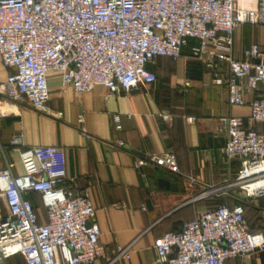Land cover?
Masks as SVG:
<instances>
[{"label": "built area", "instance_id": "1", "mask_svg": "<svg viewBox=\"0 0 264 264\" xmlns=\"http://www.w3.org/2000/svg\"><path fill=\"white\" fill-rule=\"evenodd\" d=\"M242 24L264 25V0H0V63L8 70L0 81V103L23 102L59 119L61 111L47 105L48 72L75 93L95 86L106 95L145 90L155 81L146 65L159 56L176 59L194 39L190 57L212 70V83L218 63H224L228 102L243 105L244 92L264 82V56L254 43L242 50L241 59L232 56L233 32ZM188 86L186 80L180 90ZM248 106L246 118L219 119L217 130L226 133L223 156L238 167L232 181L207 194L234 185L245 197L264 195V131L254 127H264V94ZM111 118L119 130V115ZM8 144L18 152L21 172H13L11 161L0 168L7 207L0 217V264L14 255L25 264H91L106 257L87 188L66 177L62 149L24 147L18 134ZM145 165L179 172L170 151H136L132 167ZM30 193L39 195L44 222ZM152 248L159 264H225L231 258L248 264L246 256L264 251V229H250L240 201L221 203L182 222L179 230L156 235ZM121 257H128L126 248L112 252L109 263Z\"/></svg>", "mask_w": 264, "mask_h": 264}, {"label": "crops", "instance_id": "2", "mask_svg": "<svg viewBox=\"0 0 264 264\" xmlns=\"http://www.w3.org/2000/svg\"><path fill=\"white\" fill-rule=\"evenodd\" d=\"M253 43L264 56V25L237 26L232 36V56L241 59L242 50ZM195 44L196 40H188L176 59L159 56L148 63L146 67L155 74V81L145 90L137 87L106 95L102 86H95L89 92L75 93L61 85L57 73L48 72L47 105L61 111L59 119L23 102L7 106L0 103V168L11 161L13 172H21L18 152L8 144L9 138L18 134L24 147H60L66 177L87 188L93 219L99 227L98 243L108 254L91 264H159L154 261L153 238L164 231L179 230L182 222L213 208L218 199L229 205L240 201L250 229H264V195L244 197L240 191L232 193L229 187L219 194H207L217 185L232 181L238 167L236 160L223 156L226 133L217 130L219 119L246 118L248 102L264 94V82L244 92L243 105L229 103L226 66L218 63L217 81L210 82L212 70L190 57ZM179 61L182 65L176 67ZM7 73L0 63V81ZM186 80L189 86L181 91ZM116 113L119 130L113 129L111 118ZM186 117H193V121L187 122ZM254 127L264 131L260 124ZM118 140L122 147L116 145ZM138 150L172 152L179 172L151 165L133 168ZM28 198L38 220L44 222L39 195L30 193ZM6 214L0 192V217ZM124 248L128 257L109 263L111 253ZM243 261L264 264V251ZM240 262L231 258L225 264ZM6 263L25 264L18 255L9 257Z\"/></svg>", "mask_w": 264, "mask_h": 264}, {"label": "rangeland", "instance_id": "3", "mask_svg": "<svg viewBox=\"0 0 264 264\" xmlns=\"http://www.w3.org/2000/svg\"><path fill=\"white\" fill-rule=\"evenodd\" d=\"M181 65H182V62L181 61H179V63L177 62L176 64H175V66L176 67H181ZM231 189V191H232V193H236V192H239L240 190L236 187V186H232V187H230ZM241 192V191H240ZM242 194V196H244L243 195V193H241ZM245 197V196H244ZM222 203H227L228 204V202H226V201H221Z\"/></svg>", "mask_w": 264, "mask_h": 264}, {"label": "trees", "instance_id": "4", "mask_svg": "<svg viewBox=\"0 0 264 264\" xmlns=\"http://www.w3.org/2000/svg\"><path fill=\"white\" fill-rule=\"evenodd\" d=\"M191 40V42H194V39H190ZM222 202H221V200L220 199H218L217 200V202H216V204H215V206H217L218 204H221ZM241 203V202H240ZM242 205V204H241ZM214 206V207H215ZM257 230H259V229H257Z\"/></svg>", "mask_w": 264, "mask_h": 264}]
</instances>
